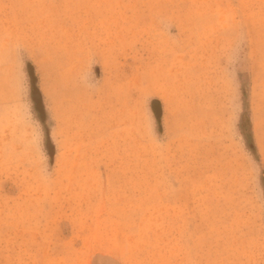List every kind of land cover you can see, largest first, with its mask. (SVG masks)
Instances as JSON below:
<instances>
[{
  "label": "rangeland",
  "instance_id": "rangeland-1",
  "mask_svg": "<svg viewBox=\"0 0 264 264\" xmlns=\"http://www.w3.org/2000/svg\"><path fill=\"white\" fill-rule=\"evenodd\" d=\"M0 264H264V0H0Z\"/></svg>",
  "mask_w": 264,
  "mask_h": 264
},
{
  "label": "water",
  "instance_id": "water-1",
  "mask_svg": "<svg viewBox=\"0 0 264 264\" xmlns=\"http://www.w3.org/2000/svg\"><path fill=\"white\" fill-rule=\"evenodd\" d=\"M35 88V85H34ZM33 99L37 103V110L41 113L42 118L45 119L46 115L44 112V105H43V100H42V95L40 92H38V89L35 88L33 92Z\"/></svg>",
  "mask_w": 264,
  "mask_h": 264
},
{
  "label": "trees",
  "instance_id": "trees-1",
  "mask_svg": "<svg viewBox=\"0 0 264 264\" xmlns=\"http://www.w3.org/2000/svg\"><path fill=\"white\" fill-rule=\"evenodd\" d=\"M242 128H243V126H242ZM244 136H245V134H244Z\"/></svg>",
  "mask_w": 264,
  "mask_h": 264
}]
</instances>
